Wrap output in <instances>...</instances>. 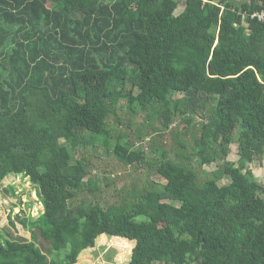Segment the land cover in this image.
I'll list each match as a JSON object with an SVG mask.
<instances>
[{"label":"trees","instance_id":"obj_1","mask_svg":"<svg viewBox=\"0 0 264 264\" xmlns=\"http://www.w3.org/2000/svg\"><path fill=\"white\" fill-rule=\"evenodd\" d=\"M178 8L0 0V185L15 179L40 212L9 222L29 242L0 232V264H86L101 236L128 244L126 264H264V188L248 168L264 157V23L249 18L264 0ZM89 149L146 178L101 202L110 178L101 191Z\"/></svg>","mask_w":264,"mask_h":264},{"label":"rangeland","instance_id":"obj_2","mask_svg":"<svg viewBox=\"0 0 264 264\" xmlns=\"http://www.w3.org/2000/svg\"><path fill=\"white\" fill-rule=\"evenodd\" d=\"M216 3H219L220 0H214ZM179 4V8L177 10V14H180L183 11L184 5H185V0H177ZM126 111L121 110L119 112L121 117L125 116ZM179 119L176 120V124H179ZM144 123V117L142 116H137L134 120L133 123V128L137 129L141 127ZM175 125H172V128L175 127ZM176 128V127H175ZM174 128V129H175ZM173 129V130H174ZM169 133V132H168ZM166 133H164L165 135ZM161 135H158L159 138ZM133 137V136H132ZM147 137V136H146ZM154 137V136H153ZM148 138V137H147ZM133 139V138H132ZM149 148V147H147ZM147 155L148 160H154V159H159L160 155H155V153H151V149L145 151ZM87 156L92 159V164L94 169V174L98 176V187L102 191L104 186L106 184L104 183L108 178H110L109 181V186H107L105 191L101 192V195L99 199H101V202L105 203L104 197L110 196V198L117 199L118 200H123L126 196H128V191L131 188V184L135 180H140L143 181L145 175H143L142 171L137 172L132 169L131 166H127L126 164L121 163L117 157L115 156H105L103 152H93L92 149L87 150L86 152ZM173 157V154L170 155ZM229 157L232 156V152L229 153ZM234 155L230 157L232 161L234 160ZM239 160V158H238ZM217 169L216 166L212 167H205L204 171L209 173L210 175ZM114 175V177H112ZM90 178V177H89ZM154 180L160 181L161 183L164 181V179L155 176ZM230 180L229 178L224 179L221 181L220 184L222 185H227L229 184ZM13 183V182H11ZM5 187L2 188V185H0V232H3V237L6 240H11V241H19V242H29L31 239V234L29 233L28 236H23L19 233H17L9 223L11 220H13L16 225H20L21 221L23 219H30L36 220L38 219V216L40 214L39 208L36 204L37 202L24 200V204L20 199H15L18 192L21 193L22 187L19 186L17 189L14 184H12L14 191L11 190V187L8 181L4 183ZM25 188H28L27 186H24ZM29 190V189H28ZM14 192V193H13ZM17 192V193H16ZM22 196V195H21ZM35 198V196H34ZM33 198V199H34ZM22 200V197H21ZM109 200L108 202H113L114 200L112 199H107ZM20 204V205H19ZM27 208L25 210L28 211V214L30 217H25V216H17V218H14L12 212H16L18 208ZM9 215H8V214ZM5 214V216H4ZM7 214V215H6ZM32 229L31 227L27 228ZM97 248L93 251H89L87 253V256H85L86 264H126L130 255V250L131 248L128 247V244L126 245L125 243H119L117 244L115 241L110 240L109 237L107 236H101L97 240ZM38 244L41 245L39 242ZM46 252V251H45Z\"/></svg>","mask_w":264,"mask_h":264},{"label":"crops","instance_id":"obj_3","mask_svg":"<svg viewBox=\"0 0 264 264\" xmlns=\"http://www.w3.org/2000/svg\"><path fill=\"white\" fill-rule=\"evenodd\" d=\"M236 1H238L239 3H250L252 0H236ZM231 152H232V156L233 155L235 156L233 162H237L238 161L237 147H231ZM230 157L228 159L232 161ZM248 168L251 170L256 183H258L262 188H264V157L262 161H254L248 164ZM10 213L14 214V212L12 211Z\"/></svg>","mask_w":264,"mask_h":264},{"label":"built area","instance_id":"obj_4","mask_svg":"<svg viewBox=\"0 0 264 264\" xmlns=\"http://www.w3.org/2000/svg\"><path fill=\"white\" fill-rule=\"evenodd\" d=\"M245 17H247V14H245ZM250 20L252 21H257L259 23H264V11H257V12H254L252 13L250 16H249ZM236 26V25H235ZM150 143V138H147L145 140V142H143L142 144H140L138 147H141V146H145V150L147 151L148 150V144ZM13 182V181H11ZM9 182V184L12 185V183ZM20 205V204H19ZM19 209V208H18Z\"/></svg>","mask_w":264,"mask_h":264},{"label":"clouds","instance_id":"obj_5","mask_svg":"<svg viewBox=\"0 0 264 264\" xmlns=\"http://www.w3.org/2000/svg\"><path fill=\"white\" fill-rule=\"evenodd\" d=\"M112 177H114V175H113ZM14 180H15V179H14ZM14 180H12V181H14ZM8 182H11V181H8ZM3 185H4V184H3ZM10 186H11V185H10ZM35 191H36V190H35ZM36 194H37V191H36ZM37 197H38V195H37ZM15 199H17V200L20 199V202H19V203L21 204V201H22V200H21V196L17 195V197H16ZM38 199H39V198H38ZM39 200H40V199H39Z\"/></svg>","mask_w":264,"mask_h":264}]
</instances>
